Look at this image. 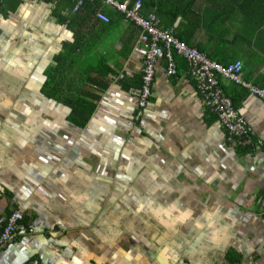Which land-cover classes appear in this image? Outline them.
Masks as SVG:
<instances>
[{
	"label": "crops",
	"instance_id": "crops-1",
	"mask_svg": "<svg viewBox=\"0 0 264 264\" xmlns=\"http://www.w3.org/2000/svg\"><path fill=\"white\" fill-rule=\"evenodd\" d=\"M76 2L0 0V216L18 209L33 228L0 249V264H264V104L220 82L260 141L230 143L173 54L176 74L158 59L136 119L138 28L88 0L76 35ZM141 2L161 28L222 66L239 62L241 79L264 90V0ZM75 42L85 70L96 65L82 88L98 99L82 125L43 92L54 57Z\"/></svg>",
	"mask_w": 264,
	"mask_h": 264
},
{
	"label": "built area",
	"instance_id": "built-area-1",
	"mask_svg": "<svg viewBox=\"0 0 264 264\" xmlns=\"http://www.w3.org/2000/svg\"><path fill=\"white\" fill-rule=\"evenodd\" d=\"M85 1L77 0L72 11L77 12ZM98 1L117 10L126 21L133 23L138 28L137 42L144 45L140 70L141 81L136 97V119L142 116L149 102L150 87L158 59L162 58L165 62V75L173 76L176 74V64L172 55L176 54L185 61L188 76L193 81L204 106L216 115L217 122L226 132V139L240 147L252 144V130L220 88L221 81L231 82L264 104V90L241 79L239 62L222 66L209 59L196 47L189 46L174 36L170 29L161 28L153 12L143 14L141 0H135L132 3L118 0ZM95 15L101 21H109L108 16L102 11H96ZM255 142L260 143L259 140ZM32 232L33 228L21 221L18 209H12L6 216H0V248Z\"/></svg>",
	"mask_w": 264,
	"mask_h": 264
},
{
	"label": "trees",
	"instance_id": "trees-1",
	"mask_svg": "<svg viewBox=\"0 0 264 264\" xmlns=\"http://www.w3.org/2000/svg\"><path fill=\"white\" fill-rule=\"evenodd\" d=\"M87 1L84 2V7H82L83 5L81 6V11L79 10L71 17H68V26L75 31L76 35L77 31L79 32L77 18L88 16V11L92 9L90 7L91 4ZM61 19L65 20L67 18L63 17ZM179 39L181 40V38ZM71 45L70 47H63V51L54 57V64L46 73L47 79L43 85V92L48 98L69 105L71 108L72 122L76 125H82L87 122L95 110V105L92 101L98 99L96 93L82 88L84 82L91 81L92 83H96V78H90V73L96 65H92L88 60L90 69L85 70L83 60L75 57L76 42ZM78 76L80 77V81L76 78ZM140 77L141 75L139 76V81H141ZM74 83H78L77 86L74 89L70 88L69 86L74 85ZM104 87L100 90L102 91Z\"/></svg>",
	"mask_w": 264,
	"mask_h": 264
},
{
	"label": "bare ground",
	"instance_id": "bare-ground-1",
	"mask_svg": "<svg viewBox=\"0 0 264 264\" xmlns=\"http://www.w3.org/2000/svg\"><path fill=\"white\" fill-rule=\"evenodd\" d=\"M221 88V87H220ZM222 90V89H221ZM150 92H151V87H150ZM223 92V91H222ZM230 100V99H229ZM232 104V103H231ZM147 106V105H146ZM234 108V107H233ZM136 113H137V110H136ZM143 115V114H142ZM252 144H251V146H253L254 144H259V143H256L255 142V140L252 138ZM230 143H232V144H234V145H236L233 141H229ZM236 146H238V145H236ZM247 146H250V145H247ZM238 147H240V146H238ZM244 147V146H243ZM21 214V213H20ZM2 216V215H1ZM21 221H22V215H21ZM26 225V224H25ZM33 233V232H32ZM8 245V244H7ZM1 249V248H0Z\"/></svg>",
	"mask_w": 264,
	"mask_h": 264
},
{
	"label": "flooded vegetation",
	"instance_id": "flooded-vegetation-1",
	"mask_svg": "<svg viewBox=\"0 0 264 264\" xmlns=\"http://www.w3.org/2000/svg\"><path fill=\"white\" fill-rule=\"evenodd\" d=\"M230 255V254H229ZM228 258H231V256H229Z\"/></svg>",
	"mask_w": 264,
	"mask_h": 264
},
{
	"label": "rangeland",
	"instance_id": "rangeland-1",
	"mask_svg": "<svg viewBox=\"0 0 264 264\" xmlns=\"http://www.w3.org/2000/svg\"><path fill=\"white\" fill-rule=\"evenodd\" d=\"M5 246H6V245H5ZM5 246H4V247H5ZM2 248H3V247H2Z\"/></svg>",
	"mask_w": 264,
	"mask_h": 264
}]
</instances>
